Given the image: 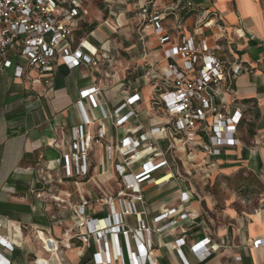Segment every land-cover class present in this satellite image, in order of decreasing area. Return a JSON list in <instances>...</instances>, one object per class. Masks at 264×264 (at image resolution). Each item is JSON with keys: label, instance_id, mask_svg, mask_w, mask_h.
Masks as SVG:
<instances>
[{"label": "crops", "instance_id": "crops-1", "mask_svg": "<svg viewBox=\"0 0 264 264\" xmlns=\"http://www.w3.org/2000/svg\"><path fill=\"white\" fill-rule=\"evenodd\" d=\"M141 1L124 6L116 0H85L86 15L90 8L99 17L96 28L88 34V45L83 44L81 49L92 58L104 53L108 57L104 68L80 65L71 69L59 60L50 91L35 71H29L26 80L14 78L13 69L0 68V236L12 242V250L0 245V257L9 264H35L36 260L44 264H95V254L100 255L98 264H107L117 251L121 256L111 264H138L141 251L156 264H264L263 241L257 247L251 245L264 238V192L253 212L238 214L232 206H225L220 214L223 221L218 220L219 226L214 227L206 216L211 212V202L193 186L201 180L196 176L199 166L206 176L205 184L212 185L219 175L241 172L256 180L264 191V0H190L197 8L194 14L176 15L166 22L169 47L177 45L181 37L194 34L200 12H214L221 17L224 38L232 44L215 55L226 68L232 64L242 67L230 91L221 97L228 112L239 109L242 113L236 134L239 144L221 148L217 157L199 149L188 157L189 149L168 150L172 141L163 134L155 135L157 150L165 155L170 168H163L154 176H174L158 182V186L142 184L143 202L136 204V214L122 217L129 229L144 225L148 230L137 237L90 236L88 243L78 238L86 232L85 226L75 224V211L81 204H85L86 219H104L111 209L108 201L118 213L122 201L135 195L125 189L115 170L116 164L122 162L116 154L110 156L107 147L117 145L130 134H147L161 121L160 112L153 105V92L161 84L157 77L165 63L154 37L147 38L150 51L146 57L136 33L135 6ZM85 24L86 16L80 27L85 28ZM103 32L106 36L98 38L97 34ZM123 43L130 45L123 48ZM119 48L127 56L134 52L138 57L133 81L114 71L113 60L119 55ZM91 87L99 88L94 97L107 116L103 117L88 99L77 105L80 93ZM133 95L139 97L138 102L114 113ZM128 111L135 117L116 125ZM81 125L90 138L89 173L86 177L66 179L61 158L70 152L73 129ZM99 131L103 133L101 138L97 136ZM143 162L144 158L138 162L137 172ZM178 162L185 172L181 177L173 169ZM37 167L45 169L52 178L50 196H36L43 189L36 182ZM86 185H95L99 191H89ZM105 185L107 189L102 190ZM203 189L201 186L200 192ZM182 193L188 197L184 204L179 202ZM171 209L176 210V215L170 219L177 223L157 231L167 221L156 223L154 219ZM181 213L187 215L183 220L177 218ZM205 238H211L219 249L199 261L191 247ZM46 239L53 241L55 249L44 248L42 241L46 243Z\"/></svg>", "mask_w": 264, "mask_h": 264}, {"label": "built area", "instance_id": "built-area-1", "mask_svg": "<svg viewBox=\"0 0 264 264\" xmlns=\"http://www.w3.org/2000/svg\"><path fill=\"white\" fill-rule=\"evenodd\" d=\"M101 1L109 2V0ZM116 1L126 6L130 3L134 4L136 0ZM84 2L85 0H0V68L13 69L14 78L26 80L28 72L35 71L44 79L43 83L47 86V91L51 90V78L59 60L71 69L80 65L97 69L100 58H92L85 54L81 49L83 45L81 41L77 46L75 45V33L81 25L82 18L86 16ZM135 10L138 20L136 33L146 51V57L150 51L147 38L152 36L157 46L161 48L165 63L157 77L161 84L153 92L156 96L153 105L160 112L161 121L147 134H130L121 139L117 145L107 147L109 155L116 154L122 162L116 164L115 170L121 177L125 189L135 195L128 201H122L118 213L114 211L111 201H108L111 209L104 219H86L85 204H81L75 211V224L77 227L86 228V232L78 236L82 243H88L90 236L102 239L106 236L114 238L118 235L127 237L129 234H134L137 237L141 231L148 230L144 225L129 229L123 224L122 217L136 214V204L143 202L140 190L142 184L158 186L160 185L157 184L158 182L164 183L174 176L172 173L154 176L157 171L170 168L165 155L157 150L155 135L163 134L172 141L168 150L177 147L189 149L188 157H193V151L196 149L211 157H217L221 148L239 144L236 134L242 113L239 109L228 112L221 97L230 91L242 67L239 64H232L231 67L226 68L215 55L216 52L232 44L224 38L221 17L214 12L209 14L200 12L194 34L189 37L183 36L177 45L167 47L169 37L166 22L176 15L184 17L194 14L197 11L196 6L190 0H142L141 4L135 6ZM236 35L239 37L238 34ZM100 57L106 58L104 53ZM97 93L99 88L96 87L81 92L77 105L80 106L82 100L88 99L90 104L94 108H99L102 116L105 117L106 111L94 97ZM138 101L139 97L133 95L114 113H120L127 106L130 107ZM108 117L110 118L109 115ZM133 117H135L134 113L128 111L117 120L116 125H121ZM71 135L70 152L61 158L63 176L66 179L86 177L89 173L90 138L82 125L74 128ZM97 136L101 138L103 133L99 131ZM137 153L147 154L148 158L141 163L139 173L129 174L126 172L129 161L126 157L130 155L135 162L142 160L144 155L134 158ZM35 173L36 182L43 188L36 196L38 198L45 194L50 196L52 178L49 172L37 167ZM187 201L188 197L182 193L179 198L180 204ZM174 215L176 210L171 209L156 217L154 219L156 223L167 221L157 231L176 224V220L170 219ZM186 217V213L177 216L180 220ZM46 241V243L42 241L45 249H55L51 239ZM262 241L264 245V238L253 241L251 245L257 247ZM10 243L12 242L7 238L4 242L0 240V245L12 250ZM218 249L219 246L211 238H205L191 247L199 261L207 259ZM120 256L121 252L117 251L114 257L107 259L106 263L111 264ZM236 260L238 261L239 258ZM94 262L95 264L100 262L99 254L94 255ZM0 264L9 263L0 257ZM35 264H44V262L36 260ZM138 264L156 263L151 261L145 251H141Z\"/></svg>", "mask_w": 264, "mask_h": 264}, {"label": "rangeland", "instance_id": "rangeland-1", "mask_svg": "<svg viewBox=\"0 0 264 264\" xmlns=\"http://www.w3.org/2000/svg\"><path fill=\"white\" fill-rule=\"evenodd\" d=\"M236 2V0H235ZM103 13V12H101ZM99 15H96L92 12H90V8L86 15V24L85 28L79 27L77 32L75 33V45L77 46L79 42L81 41L82 44H86L89 40L88 34L93 31L97 26V20ZM87 25V26H86ZM91 27V28H90ZM106 36V33L97 34L98 38H104ZM113 36V35H112ZM116 36V34L114 35ZM85 40V41H84ZM130 44H121V46L127 47ZM119 55L114 56L113 62H116L113 64L114 71L118 73L119 76L124 74L127 79L130 81H133V79L137 76V70H135L139 65L138 57L134 52H130L127 56L126 54H123L118 49ZM108 61V57L106 58L100 57V62L98 64V68H104V66H107L106 63ZM101 78V77H100ZM103 80H105V77H102ZM105 90L108 89V87H104ZM137 156H134V158ZM143 158L146 160L148 158V155L146 154L143 156ZM128 161V166L126 167V172L129 174L136 175L138 171V166L140 163L135 162L131 159V156L126 157ZM138 163V164H137ZM179 167V168H178ZM173 169L178 173V175L184 176L185 172L180 168V164L178 162V166H173ZM196 176L201 179L199 185H193L196 189L195 191L202 197H205L211 202V212H208V215H206L209 218L210 224H212L214 227L219 226V221H223V217L220 216V214L223 211V208L225 206H232L238 214H241L243 212H253L254 209L259 207V201L261 199V196L263 194V187L260 186V184L251 178L249 175H243L241 172L229 174V176H222L219 175L215 179L214 183L211 185L209 183L205 184L204 175L203 172H201V167L196 168ZM203 170V169H202ZM188 175V173H187ZM203 178V179H202ZM204 181V182H203ZM84 186V185H83ZM112 188L115 187L111 185ZM201 186L204 187L203 191L200 192ZM95 187V188H93ZM86 188L90 190H98V188L95 185H86ZM93 188V189H92ZM102 190H106L107 186H101ZM109 189V188H108ZM110 190V189H109ZM99 191V190H98ZM202 203H205L204 200H202Z\"/></svg>", "mask_w": 264, "mask_h": 264}, {"label": "bare ground", "instance_id": "bare-ground-1", "mask_svg": "<svg viewBox=\"0 0 264 264\" xmlns=\"http://www.w3.org/2000/svg\"><path fill=\"white\" fill-rule=\"evenodd\" d=\"M139 153H137L135 156H137ZM144 154V153H143ZM2 242H4V240L0 239Z\"/></svg>", "mask_w": 264, "mask_h": 264}, {"label": "trees", "instance_id": "trees-1", "mask_svg": "<svg viewBox=\"0 0 264 264\" xmlns=\"http://www.w3.org/2000/svg\"><path fill=\"white\" fill-rule=\"evenodd\" d=\"M91 28V27H90Z\"/></svg>", "mask_w": 264, "mask_h": 264}]
</instances>
